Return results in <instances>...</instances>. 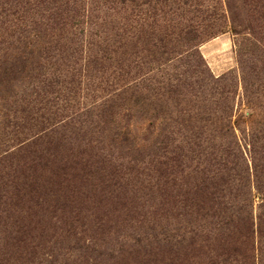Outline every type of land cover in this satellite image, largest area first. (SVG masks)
I'll list each match as a JSON object with an SVG mask.
<instances>
[{"label":"rangeland","instance_id":"1","mask_svg":"<svg viewBox=\"0 0 264 264\" xmlns=\"http://www.w3.org/2000/svg\"><path fill=\"white\" fill-rule=\"evenodd\" d=\"M62 1L0 0V264H264V0H161L146 19ZM141 38L163 41L173 78L220 93L228 136L194 144L191 122L139 107L106 117L97 63L114 39L119 62H146Z\"/></svg>","mask_w":264,"mask_h":264},{"label":"trees","instance_id":"2","mask_svg":"<svg viewBox=\"0 0 264 264\" xmlns=\"http://www.w3.org/2000/svg\"><path fill=\"white\" fill-rule=\"evenodd\" d=\"M75 1H62V5L67 8V10H69L68 6H72L73 4L75 5ZM96 1L99 2L101 0ZM159 2H161V0H120L119 4L122 7L124 5V9L131 6L132 12L141 14V16H139L140 14H138L139 19H143L144 16L146 19L148 15L143 14L145 10L138 11L139 8L146 7L152 9L153 5H156ZM101 3L105 2L101 1ZM174 17L175 16L169 18L162 17L161 19H159V17L155 16L153 19V25L158 27L162 24L164 27L170 28L171 30L175 27L176 30L178 18ZM74 18H71L69 20V24H71V27L74 25V23H77L75 22L76 19ZM133 18L134 17H132L131 19ZM63 22L64 24H66L65 21ZM136 22L140 24V21ZM61 23L62 21H60V24ZM122 23L129 25L130 21ZM48 25L51 26L50 24ZM75 25L78 28V24ZM130 26L132 27L133 25L131 24ZM109 31L111 35L112 33H114L115 36L120 37V39L125 38V30L121 27H112ZM164 31L168 30L165 29ZM55 39L56 40H54V42L56 44H58L63 39L61 30L56 34ZM106 40H104L103 43L104 45L108 46L109 42H106ZM159 42L163 43V41L161 40L156 42L152 40L150 42L146 38H141L143 50H141L140 53L147 54L148 52L147 55L144 54L145 56H147L145 58L146 62H142V59L140 60V62H119V54L123 48L122 40L116 41L114 39L110 44L111 47L105 49L107 53L110 52V62H98L97 64L100 68V71L103 73L102 77L105 85L101 92L104 93L106 95L105 97L108 98V101H106V103H109L104 108L105 111L108 112L105 114L106 117H112L114 113L117 114L118 112L116 111L118 109L124 111L123 108H127L128 110L126 109V112H129L128 114H130L133 113L132 111H136V108L138 107L139 110L134 112L137 115L139 114V112L142 113L151 111L152 116H156L154 117L155 119L163 115L168 117L167 119H165L167 121H169L172 118L173 113H175L178 116H181L183 122L187 121L192 123V127L190 128V138L192 139V143L202 145L206 142L207 145H210L207 146L208 148L215 146V144L213 143V139L217 137H215V134H217V132L220 133L218 134V137H223V134L225 135V137L228 136L227 133L231 131L230 126L232 125L231 115H228L225 112L226 108L220 107L219 105V101H221L220 93H211V91L204 90L203 81H200V83L196 85L195 83H188L186 85V83L182 81L179 76L173 78L169 73L170 68L167 67L169 63H166L170 61L160 62L161 58L167 55V53L165 52V50L164 52H161V49H163V47ZM117 43L120 44L119 47H116ZM191 68L193 71L194 66H192ZM194 69H196V71L193 73L198 74L200 78L203 79V77H201V75H203L204 73L203 70H199V66L195 67ZM174 70L175 69H173V71ZM111 78L113 79V83L111 84V86H108V90H106V81ZM176 91H178V93H175ZM170 102L176 104L177 110L172 112L170 111V115H168L167 112H163L165 111V107H168L170 105ZM109 122L111 123V120ZM105 127L107 128L108 125H106ZM107 130L104 129V132H106ZM117 134H110L112 140L120 138L116 136ZM128 135L129 132L125 133V135L123 134L124 139H127ZM199 142H201L202 144ZM251 147L255 149L254 146ZM206 150L209 151L208 153H205L207 157L209 158L210 156H212V159H214L215 162L218 161L219 163H222V161H225L226 158L229 157L227 156L228 154H226L225 152L221 153V151L217 149L214 150L212 148ZM195 153L196 152L192 150L190 151L189 156L194 155ZM222 154L223 156H219ZM171 161L177 164L179 170H182V163L184 159H182L180 155L178 158H174L172 156ZM175 176L179 177L177 175Z\"/></svg>","mask_w":264,"mask_h":264}]
</instances>
